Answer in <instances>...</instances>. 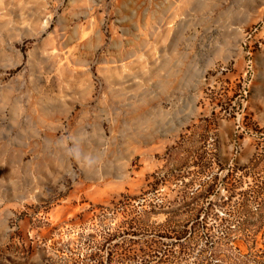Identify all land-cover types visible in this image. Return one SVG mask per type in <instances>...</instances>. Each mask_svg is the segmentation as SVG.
<instances>
[{
	"label": "rangeland",
	"instance_id": "obj_1",
	"mask_svg": "<svg viewBox=\"0 0 264 264\" xmlns=\"http://www.w3.org/2000/svg\"><path fill=\"white\" fill-rule=\"evenodd\" d=\"M262 153L264 0H0V264H259Z\"/></svg>",
	"mask_w": 264,
	"mask_h": 264
},
{
	"label": "trees",
	"instance_id": "obj_2",
	"mask_svg": "<svg viewBox=\"0 0 264 264\" xmlns=\"http://www.w3.org/2000/svg\"><path fill=\"white\" fill-rule=\"evenodd\" d=\"M264 161V153L255 155V157L252 158L251 163H258ZM219 177L213 176L209 181L204 182V184L192 195H186L184 198L185 201V210L184 212H171V218L167 221V223H163L162 226V234L160 235L162 239L164 237H169V233L173 232L175 233V244L178 246H181L183 248H188V245L192 244H198L200 242V235L198 232V229H192L188 222L189 220H198L201 218L202 213H205V219L208 218L211 215V210L214 204V202L209 201L213 191L215 190L217 183H218ZM228 182V181H227ZM230 184V182L227 183V185ZM154 185H157V182L154 183ZM235 187L229 188L232 192V196L234 195V189ZM189 200V201H188ZM228 202H225L223 205H227ZM230 206V205H229ZM246 202H242V209H235L230 208L227 214L229 215L227 218H223L221 222H219L217 228L221 229V233H223L222 236L224 238H228L231 233L233 232V219L240 222L242 225H245L246 223V217L248 215L247 210L245 209ZM187 215L188 222L187 223H181L180 219H176V216L179 215ZM214 225V224H213ZM207 228V225L204 226ZM215 228V225L213 226ZM211 230V227L210 229ZM208 242H214L213 235H210L209 233L206 235ZM202 241V240H201ZM249 241L253 244H257L258 238L256 235L249 238ZM161 249L166 254L165 250V242L163 240L160 242ZM177 264H182V260H179V257L177 256ZM259 264H264V253L258 257Z\"/></svg>",
	"mask_w": 264,
	"mask_h": 264
}]
</instances>
